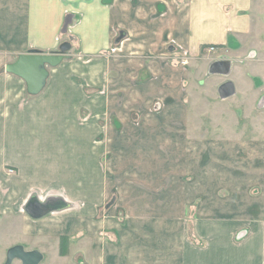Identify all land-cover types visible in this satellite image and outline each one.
I'll use <instances>...</instances> for the list:
<instances>
[{"label": "crops", "instance_id": "0c3cea01", "mask_svg": "<svg viewBox=\"0 0 264 264\" xmlns=\"http://www.w3.org/2000/svg\"><path fill=\"white\" fill-rule=\"evenodd\" d=\"M64 41L37 95L3 71ZM12 232L4 261L59 237L89 264H264V0H0V247Z\"/></svg>", "mask_w": 264, "mask_h": 264}, {"label": "water", "instance_id": "95a60500", "mask_svg": "<svg viewBox=\"0 0 264 264\" xmlns=\"http://www.w3.org/2000/svg\"><path fill=\"white\" fill-rule=\"evenodd\" d=\"M70 48L71 43L64 41L59 51L54 53H45L37 49L28 50V52L20 54L14 62L6 64L3 71L22 78L26 82L28 93L37 95L47 84L50 68L59 65L67 56ZM234 91V84L230 81L222 84L219 89L222 97H228ZM56 208L52 204L41 203L33 198L26 206V211L33 218H41ZM16 260H19L21 264H41L44 260V253L37 248L26 249L23 244H16L8 249L4 264H14Z\"/></svg>", "mask_w": 264, "mask_h": 264}, {"label": "rangeland", "instance_id": "374dc122", "mask_svg": "<svg viewBox=\"0 0 264 264\" xmlns=\"http://www.w3.org/2000/svg\"><path fill=\"white\" fill-rule=\"evenodd\" d=\"M71 52L72 51L68 52V55L63 59V61L70 57L69 54ZM209 99L213 101L217 100V98L215 99L211 95L209 96ZM214 113L215 115L219 114L220 113L219 108H215ZM213 120H216V119H212V121ZM57 121L59 122L57 126L63 125L61 120H57ZM231 121H234V120H231ZM209 124L211 125V123ZM39 126L40 125L38 123L36 127H39ZM49 201H46L44 203H49ZM14 237L15 235L12 232L8 236H5L2 238L4 241L2 240V243H1L2 246L0 247V264H3L5 262L4 261L5 260L4 250H5L6 242L14 240ZM25 247L26 249L37 248L44 253V260L42 261L41 264H81L80 261H84V260L87 261L89 257V253H87L88 247L86 248V253H83L81 251L80 245H75L74 241L71 242L70 239L68 238L59 239V237H56L50 240H43L42 238L38 239L35 237L32 240L26 241ZM87 263L89 264L88 261ZM14 264H21V262L19 260H16Z\"/></svg>", "mask_w": 264, "mask_h": 264}, {"label": "built area", "instance_id": "2783aa9c", "mask_svg": "<svg viewBox=\"0 0 264 264\" xmlns=\"http://www.w3.org/2000/svg\"><path fill=\"white\" fill-rule=\"evenodd\" d=\"M211 49H214V47L212 46ZM183 63H185V61Z\"/></svg>", "mask_w": 264, "mask_h": 264}]
</instances>
